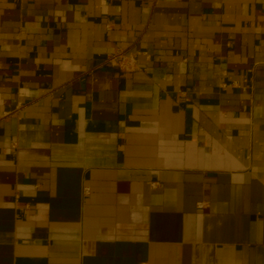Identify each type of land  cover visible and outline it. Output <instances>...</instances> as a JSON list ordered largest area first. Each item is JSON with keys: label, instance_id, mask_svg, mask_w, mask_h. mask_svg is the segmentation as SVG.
<instances>
[{"label": "crops", "instance_id": "0c3cea01", "mask_svg": "<svg viewBox=\"0 0 264 264\" xmlns=\"http://www.w3.org/2000/svg\"><path fill=\"white\" fill-rule=\"evenodd\" d=\"M6 111L0 264H264V0H0Z\"/></svg>", "mask_w": 264, "mask_h": 264}, {"label": "built area", "instance_id": "2783aa9c", "mask_svg": "<svg viewBox=\"0 0 264 264\" xmlns=\"http://www.w3.org/2000/svg\"><path fill=\"white\" fill-rule=\"evenodd\" d=\"M105 63L107 66L112 68H116L122 72H131L137 69L136 65V55L128 54L124 51H117L112 54H108ZM11 115L10 111L0 112V120L8 117ZM151 187H155V184H151ZM88 188H83V193L86 195L88 194ZM199 209L203 208L202 204H197Z\"/></svg>", "mask_w": 264, "mask_h": 264}]
</instances>
